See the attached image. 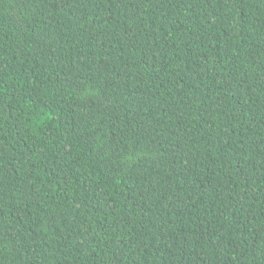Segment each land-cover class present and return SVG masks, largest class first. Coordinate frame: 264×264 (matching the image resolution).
I'll use <instances>...</instances> for the list:
<instances>
[{
    "label": "trees",
    "instance_id": "trees-1",
    "mask_svg": "<svg viewBox=\"0 0 264 264\" xmlns=\"http://www.w3.org/2000/svg\"><path fill=\"white\" fill-rule=\"evenodd\" d=\"M0 264H264V0H0Z\"/></svg>",
    "mask_w": 264,
    "mask_h": 264
}]
</instances>
